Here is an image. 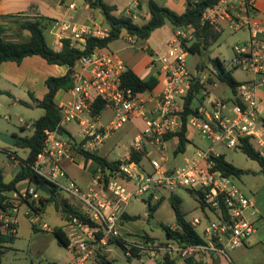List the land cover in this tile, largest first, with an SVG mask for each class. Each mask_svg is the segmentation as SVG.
Here are the masks:
<instances>
[{
  "label": "built area",
  "instance_id": "obj_1",
  "mask_svg": "<svg viewBox=\"0 0 264 264\" xmlns=\"http://www.w3.org/2000/svg\"><path fill=\"white\" fill-rule=\"evenodd\" d=\"M255 6L256 0H219L202 14V24L222 30L226 25L235 31L250 30V39L233 47L235 56L232 60L235 68L248 74L249 80L239 86L235 96L242 103H229L209 96L199 103L196 114L189 116V130L200 134L208 146L186 158L183 166L167 168V158L162 155L160 159H151L150 169H147L130 156L121 160L122 164L114 170L106 188L101 183L103 173H100L91 187L82 190L68 178L63 165L64 160H74L76 151L72 139L75 137L62 136L58 130L49 132L43 151L32 166L36 177L51 187L70 193L84 206L81 210L84 218L74 215L64 227L70 241L68 251L74 256V262L69 264H84L92 247L104 246L111 238H121L118 225L126 211L125 206L133 200L148 197L156 201L164 191L172 194L182 188L202 192L204 202L219 214L217 218H207V225L202 230L206 243L162 241L147 236L124 239L128 257L134 256L133 248L140 258L153 260H195L213 253L225 255L226 248L242 247L256 233L254 223L246 216L252 206L251 199L235 183L234 177L216 169L213 159L221 155L217 148L234 150L240 138L255 137L261 121L259 91L264 89V37L261 36L262 24L251 18ZM69 7L74 8V4ZM138 8L139 4L132 2L126 12H137ZM63 29L69 30L70 26L64 23ZM108 34V28L93 20L89 24L73 25L70 37L74 42L84 43L88 38H104ZM137 40L136 36L127 37L131 48H137ZM194 41L195 28L191 26L176 28L164 35L159 51L153 55L160 65V89L154 94L155 103L150 108V98L123 88L121 77L128 67L116 53L96 48L91 55L82 56L72 68L73 87L59 93L69 94L70 98L56 97L62 113L59 126L79 125L82 130L78 139L80 147L96 152L126 123L142 118L145 126L136 137L134 149L141 150L144 141L151 142L159 150L165 149L166 136L182 129L186 97L191 87V73L187 67L190 52L185 46H191ZM100 102L113 111V118L107 124L101 121L102 114L97 109ZM19 122L25 124L22 118ZM259 144L262 146L264 142L259 140ZM42 193L31 184L23 192L6 198L1 220L6 225L17 223L21 205L39 203ZM190 223L193 227L202 225L199 218H193Z\"/></svg>",
  "mask_w": 264,
  "mask_h": 264
},
{
  "label": "rangeland",
  "instance_id": "obj_2",
  "mask_svg": "<svg viewBox=\"0 0 264 264\" xmlns=\"http://www.w3.org/2000/svg\"><path fill=\"white\" fill-rule=\"evenodd\" d=\"M76 1L79 9L84 10L82 0ZM143 3V8L148 11L147 0H138ZM163 5H169L170 0H158ZM110 4H116L118 6L119 15L132 16L135 22L139 24L144 23V17L138 16L139 12L133 11L128 14L126 12L128 5L124 7L126 0H106ZM139 4V3H138ZM174 11H182L184 6L171 5ZM138 13V14H137ZM84 16V14H83ZM166 34L172 32L173 28L170 23L163 27ZM24 31L20 28L8 29L5 37L8 40H25ZM29 37V33L26 32ZM164 32L162 29L156 30L152 34V39L137 40V48L126 49V42L124 37L114 41L110 44L111 51L116 53L122 58L129 66L142 63L144 60L148 46H152L157 49L154 40H163ZM248 35L246 28L239 29L237 31L231 29L228 25L224 27L223 34L220 39L214 43L207 52L203 54H189L187 57V67L193 74H199V77L208 85V79L214 78L215 84L209 85V91H202L197 95V101L195 106L199 105L203 96H207L211 93L212 96L219 99L228 101L233 100V92L229 85L222 82L215 74V67L212 63V59L219 58L226 71L234 76L238 81H244L248 79V74L235 68L232 60L235 53L233 47L236 44L242 43ZM46 38L48 42H51V36L48 30H46ZM147 46V47H146ZM59 48L60 44L56 43L54 48ZM204 65L203 72H197V66ZM61 72V71H60ZM57 71L53 65L48 64L40 57L26 58L21 65L14 62H6L2 69H0V76L4 77L2 80L3 86L0 88V133L4 135H28L32 129L31 124L44 115L43 108L37 106H28L20 103L16 100L15 96L10 93H14L18 98L28 102L34 103L35 99H43L47 93L46 79L51 75H57ZM4 89H7L4 91ZM32 92L33 94H29ZM63 95V93H62ZM58 94V99L62 97ZM66 99L70 98L69 94L63 95ZM231 105V104H230ZM20 118L24 120L25 125L29 126V130H23V124L19 122ZM113 118V111L106 109L102 116L101 121L105 124L109 123ZM145 122L143 119H133L126 123L122 128L114 132L105 142V144L99 150L102 155L109 157L110 160L125 159L127 154L135 148L136 137L143 132ZM67 130L77 140L82 136V130L76 123H69L66 126ZM192 135L190 142L187 145L185 153H180L175 156V148L172 145H168L167 150H159L157 146L153 145L149 141H144L141 150H147L149 153L143 159V165L150 169L149 161L153 158L160 159L162 155H165L167 168L181 167L185 163L186 157L195 155L198 150H204L207 148V142L202 138L200 134L191 130ZM257 135L254 137V144L260 150H264L259 145V140L264 142V126L260 123L256 128ZM6 150L15 152L16 160H21L27 155L22 149H18L14 146H8L0 139V170L6 174V180L10 181L15 173V169L12 161ZM218 152L225 155L226 159L235 166L247 171L246 174L240 178L235 177L234 181L241 188V190L252 200L256 202L255 209L258 211V215H253L254 208L247 210L246 216L252 221L256 227V233L251 237L242 247L238 248H226V254L221 255L223 260L229 264H264V175L261 172L259 163L247 155H245L240 149H224L217 148ZM82 162V161H81ZM69 174L76 179V181L88 189L92 184V180L89 174L83 169L74 165L68 167ZM165 199L161 206L150 215L149 199L144 200L135 199L127 207L126 211L129 215L139 216L138 219L133 221L123 220L118 225V233L121 238L125 240L134 239L141 236H150L158 240H166L165 230L162 228V224L175 226V212L169 199V193L163 192ZM62 196L71 199L76 205H83L81 201L72 197L66 191H61ZM177 194L183 199V210L186 213V218L191 220L193 218H199L202 221V226L207 225V215H210L212 219V213L208 208L202 210L200 202L197 196L192 195L186 188H182L177 191ZM42 196H46L42 194ZM261 215L260 219L256 220V216ZM37 225L40 231H35L34 224ZM64 214L61 209L56 207L55 202L47 203L45 210L41 215L34 212L32 207L28 204H24L21 207V212L18 215V228L17 238L14 243L5 244V254L2 259V264H61L69 256L68 249L64 246H60L51 232H47L43 229L46 225L49 229H53L56 226H65ZM96 252H100L110 256L115 260L117 264H161L157 261L144 257L142 259L133 258L128 259L123 249L117 244H107L104 246H95ZM95 257V256H94ZM96 260L98 259L96 255ZM94 261V258L92 259ZM162 262V261H161ZM233 262V263H231ZM177 264H187L184 260L179 259Z\"/></svg>",
  "mask_w": 264,
  "mask_h": 264
},
{
  "label": "trees",
  "instance_id": "obj_3",
  "mask_svg": "<svg viewBox=\"0 0 264 264\" xmlns=\"http://www.w3.org/2000/svg\"><path fill=\"white\" fill-rule=\"evenodd\" d=\"M86 1L92 9L99 10L102 13L105 24L109 29L108 36L104 38L91 37L84 43L79 41L74 42L71 38H63L61 40L62 46L57 50L46 38L47 24L52 22L50 18L39 16L35 20L22 22L21 30L29 32V38L22 41L8 40L5 37L8 28L5 25L0 24V65L6 62H14L20 65L26 58L40 57L50 65L64 66L68 68L64 75H51L46 79L47 93L43 99H35L33 104L23 100L20 101V103L24 105L43 108L45 113L31 124V134L25 136L16 135L17 139L14 147L26 150L28 153L26 158L21 160L20 169L11 181L7 182L3 171L0 170V209L4 207L3 202L5 200L6 192L16 190L17 185L22 181L28 180L29 182H32L37 176L32 166L36 162L38 155L43 151L44 142L49 132L58 130L59 134L62 136L68 135L73 137L65 127L59 126L62 119V113L56 102V97L62 90L69 91L73 87L71 76L72 68L82 56L91 55L96 48L109 49L111 43L120 39L122 35L126 33L138 37L139 40H148L157 29L166 26L168 23L171 24L173 30L188 26L195 28V41L191 46H185L190 54H203L204 52H207L223 34L222 29H217L209 24H202L203 12L209 6L216 4L219 0H187V7L183 13H178L168 6L161 4L157 0H147L149 18L143 24L135 22L132 16L116 14V11L118 10L117 6L108 4L105 0ZM212 63L214 67L218 65L222 69L221 72H214V74L222 82L229 85L234 96L237 95L238 88L243 83L236 80L232 74L226 71L224 64L219 58L212 59ZM204 68V65H198L197 72H203ZM121 80L123 88L130 89L138 95H144L145 93L154 90L160 84L158 72L152 74L147 79H143L129 67L122 74ZM207 83L208 85H206L196 73H191V87L186 97L182 129L180 132L166 136L167 141L173 138L177 139V146L174 150L175 156L186 152L187 145L190 142L187 136L189 131L187 119L189 116L196 114L197 112L198 106H195L194 104L197 101V95L202 91H209L207 90L208 86L215 84L214 78L210 77ZM203 98L205 97L203 96ZM203 98L199 103L202 102ZM233 100L236 103H242L239 99L234 98ZM97 109L100 114H103L106 109L104 102L97 104ZM262 124L264 125V120ZM23 130H29V128L23 126ZM73 147L83 158L85 166L90 162L96 164L97 168L94 170V175L96 177L99 170L103 173L101 183H103L106 188L108 182L113 176L114 170H117L123 161L119 159L110 160L99 152L86 151L80 147V143L73 145ZM237 149H240L249 158L257 161L261 167V172L264 175V155L255 146L254 137L247 136L240 138ZM148 154L149 153L146 149H132L130 152L131 159L142 164L143 159ZM9 156L12 157V154H9ZM213 159L216 162V169L220 170L226 176L240 178L247 173L246 170L230 163L223 153L218 157H213ZM40 181L43 183L45 182L43 179H40ZM52 190V195L42 193L46 196H42L38 205L34 202L30 203V206L36 214L39 215L43 213L47 203L55 202L56 207L62 210L66 224L74 215L84 218L81 212L76 208V205L71 203L68 198L62 196L61 189L53 186ZM189 192L198 197L202 210L208 208L214 218L219 217L218 212L215 209L210 208L204 202L202 192H196L194 190H189ZM164 199L165 194L159 200L154 201L151 198L148 200L149 209L151 210L150 215L161 206ZM169 199L175 212V228L173 229L172 225L162 224V228L166 233V239H173L179 243H206L203 232H200L196 227H193L190 221L186 218V213L182 207L183 199L177 193L169 194ZM206 217L211 218L210 215H207ZM138 218L139 216H132L127 212L122 214V219L127 221L136 220ZM33 227L37 231L35 224ZM17 228L18 223L6 225L0 218V264H2V259L5 254V244L14 243L17 238ZM52 232L56 236L58 244L68 248L70 241L66 235L64 227L56 226L52 229ZM146 236L149 239H154L148 235ZM108 244H117L123 249L125 254L127 253V244L123 238H111ZM132 250L134 256L128 257V259H139L140 256L137 255L135 249L133 248ZM96 255L101 264H116L114 260H109L106 254L103 255L100 252H97ZM177 259L178 258H166L161 264H177ZM185 261L188 264H205L203 261L194 259H187ZM213 264H220L219 259L214 258Z\"/></svg>",
  "mask_w": 264,
  "mask_h": 264
},
{
  "label": "crops",
  "instance_id": "obj_4",
  "mask_svg": "<svg viewBox=\"0 0 264 264\" xmlns=\"http://www.w3.org/2000/svg\"><path fill=\"white\" fill-rule=\"evenodd\" d=\"M82 2H83L82 4L84 5V10L83 11L81 9H79L76 1H74V0H0V24L1 25H5L8 29L11 28V30H13L14 28H17V29L20 28L21 29V23L22 22H25V21H28V20H35L39 16L46 17V18H50L52 20V22H50V23L47 24V30L49 31L50 36H51V42H50V44L53 45V46H55L56 43L57 44L59 43L60 44V47L59 48H56L55 47L57 50H59L61 48V46H62L61 40L63 38H71L70 37L71 36V28L73 27V25L89 24L93 20H95L98 23H100L103 27H106L107 28L102 13L99 10L92 9L90 7L89 3L86 0H82ZM132 2L139 3V8H138L139 15L138 16L139 17L140 16L141 17L143 16L144 17V22H146L148 20V18H149V13H148L147 10H145L143 8V3L141 1H138V0H126V2L124 3V7L123 8H125L127 5H129ZM72 4H74V8H70L69 7ZM108 4H110V3H108ZM174 4H176L179 7L185 5V9H186V7H187V0H170L169 1V5L170 6L171 5H174ZM111 5H116V4H111ZM166 6H168V5H166ZM170 6H168V7L171 8V9H173ZM117 8H118V6H117ZM185 9L182 10V11H177V12L178 13H183L185 11ZM83 14H84V16H83ZM116 14L119 15L118 10L116 11ZM251 18L254 19L255 21L259 22L260 24H262V26H263V32H262L261 36L264 37V0H256V6H255L254 11L251 13ZM64 23L70 26V29L69 30H66L65 31L63 29V24ZM161 29H162L163 32H166L163 27ZM26 32H28V31H24V33H25L24 36L26 38L25 40H27L29 38L28 35L26 34ZM128 35L129 34H127V33L122 35V37H124L125 42H126V47H125L126 49L131 48L130 45H129V42L127 41ZM250 37H251V32H250V30H248V35H247V37L245 38L244 41L249 40ZM152 38L153 37L151 35V37L147 41H150ZM14 41H17V40H14ZM163 41H164V38L161 41L160 40L159 41L158 40L157 41L154 40V43L156 44L157 49L153 48L152 46H148V47L146 46L147 49L144 50L146 52V54H145V57L146 58H144V60L142 61V63L135 64L134 66L131 67V66H129V64H127L124 61L126 63V65H127V67L132 68L143 79H147L152 74L158 72L159 73V79H160V72H159L160 65H159V63L157 61L154 60L153 55L157 54V51H159V49H160L159 45ZM109 50H111V49H109ZM4 64L5 63H3L2 65H0V69H2V67H3ZM54 67H55V70L57 71L58 75H64L67 72V68L64 67V66H54ZM198 75H200V73ZM3 79H4V77H1L0 76V86H3V82H2ZM247 80H249V77H248V79H246L244 81H239V82L243 83V82H245ZM159 89H160V84L154 90L149 91V92H147V93L144 94V96H146L148 99L150 98V102L148 103V105H149L148 107L149 108L154 105V103H155V101L153 100V99H155L154 94L157 91H159ZM0 90L3 91L1 88H0ZM6 90L7 89H4V91H6ZM10 94L12 96H15V98H16L17 101L20 102L22 100V99L18 98L14 93H10ZM29 94H33V93L30 92ZM237 95H238V93H237ZM209 96L210 97H213V98H217V97L212 96L211 93L208 94L205 97H209ZM235 96L233 94V99L235 98ZM259 97H260V100H261V104H260L261 121L258 123V125L260 123L262 124L263 123V120H264V89H261L259 91ZM232 101H234V100H232ZM30 104H33V103H30ZM106 109H108V108L106 107ZM136 119H142V118H136ZM23 125L25 127L27 126V128H29L28 125H25V124H23ZM29 134H31V132ZM191 135H192V132H191V130H189L188 131V135H187L189 140L191 139ZM74 140L76 141V143H79V140H77L76 138H74ZM168 145H172L175 148L177 146V139L176 138H173V139L168 140L167 141V144H166V148L163 149V150H167L169 148ZM261 147H263V149H264V144ZM99 150H97L96 152H99L101 154V152ZM6 151H7L8 155L9 154H12V157H10V156L9 157H10V160L12 161V164H13L14 168H16L15 169V173H14V175L12 177V179H13L15 177V175L17 174L18 170L20 169V162H21V160L25 159L26 157L25 158H21V160L19 161V160H16L15 157H14V154L15 155H18L17 154V151H15V152H12V151H9V150H6ZM23 151L27 155L28 152L26 150H23ZM75 151H76V153H75L74 160L73 161L64 160L63 161V165L67 169V176H68V178L71 179V180H73V181H75L76 184L79 186L80 189L87 190L83 186H81L76 181V179H74L69 174L68 167L71 166V165H74V166H76L78 168H83L89 174V177L91 178V180L94 181V178H95L94 170L97 168V166L93 162H90V163H88L87 166H85L83 158L81 157V155L78 154V152H77L76 149H75ZM260 151L264 155V150H260ZM130 152L127 154V157L126 158L130 157ZM107 158L109 159V157H107ZM186 158H190V157H186ZM115 160H117V159H115ZM119 160H124V159H119ZM100 173H101V171L99 170V173H97V175H99ZM4 176H5V180H6V174L5 173H4ZM7 182H9V181H7ZM93 183L94 182H92V184ZM31 184H33V183L32 182H29L28 180L22 181L21 183H19L17 185V189L16 190H14L12 192H6L5 193V199L8 198V197H12L14 195V193H16V192L17 193L23 192L25 189H27L29 186H31ZM187 190L189 191L191 189H187ZM68 194H70V193H68ZM71 196L74 197L73 195H71ZM69 200L71 201V199H69ZM251 202H252V206L249 209L254 208L255 211L253 212V215H258V211L255 209L256 202L254 200H252V199H251ZM71 203L74 204V202H72V201H71ZM3 204H4V202H3ZM38 204L39 203H37V205ZM23 205H21V207ZM127 206L128 205H126L125 208ZM21 207H20V212H21ZM76 208L79 210V212H81V210H83L84 206L83 205H81V206L76 205ZM1 210H2V208L0 209V213H1ZM125 212H127V211H125ZM19 213H18V215H19ZM150 213H151V210H150ZM18 215H17V220H18ZM39 215H41V214H39ZM261 217H262L261 215L256 216V220L257 219H260ZM262 218L264 219V217H262ZM123 220H125V219H122V221ZM125 221H127V220H125ZM17 223H18V221H17ZM35 226L37 228V231H40L39 227L37 225H35ZM62 227H65V226H62ZM199 227L200 226H197L196 228L198 229ZM204 227H201L200 232H202V230H203ZM43 229L46 230L47 232H51V234L54 235V233L52 232V229H49V227H47L46 225L43 227ZM34 230L36 231V229H34ZM54 237L57 240V238H56L55 235H54ZM94 249H96L95 246L92 247L91 255H90L88 261H86L84 264H101V262H99L98 259L96 260V258H95L97 252ZM68 254H69V256L66 257L65 261L63 263H61V264H69V263L74 262V256H73V254L70 253L69 251H68ZM101 254H103V253H101ZM93 258H94V261H92ZM107 258L109 260H114L110 256H107ZM214 258H218L220 264H229L227 261H225V260H223V258H221V255L216 254V253H213V254H211L208 257H204V258H200V259H195V260L203 261L205 264H213ZM139 259H142V258H139ZM179 259L180 258H178L176 260V262ZM155 261H157V263H161V261H163V260H155ZM231 263H233V262H231Z\"/></svg>",
  "mask_w": 264,
  "mask_h": 264
},
{
  "label": "water",
  "instance_id": "obj_5",
  "mask_svg": "<svg viewBox=\"0 0 264 264\" xmlns=\"http://www.w3.org/2000/svg\"><path fill=\"white\" fill-rule=\"evenodd\" d=\"M215 71L216 72H221L222 69L220 68V66H216L215 67ZM199 76V75H198ZM0 139L5 142L8 146H14L15 142H16V139L17 137L15 135H11V136H8V135H4V134H1L0 133ZM72 142L74 144H76V141L73 139ZM32 183L37 186L42 192H44L45 194H48V195H52L53 194V190L51 188L50 185L46 184V183H43L40 181V179L38 177H35L32 181ZM0 201H1V192H0Z\"/></svg>",
  "mask_w": 264,
  "mask_h": 264
}]
</instances>
